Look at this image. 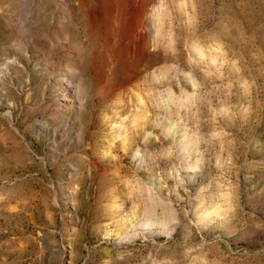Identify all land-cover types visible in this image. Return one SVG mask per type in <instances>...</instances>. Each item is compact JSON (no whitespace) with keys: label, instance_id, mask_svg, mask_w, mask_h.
<instances>
[{"label":"rangeland","instance_id":"rangeland-1","mask_svg":"<svg viewBox=\"0 0 264 264\" xmlns=\"http://www.w3.org/2000/svg\"><path fill=\"white\" fill-rule=\"evenodd\" d=\"M0 264H264V0H0Z\"/></svg>","mask_w":264,"mask_h":264},{"label":"bare ground","instance_id":"bare-ground-1","mask_svg":"<svg viewBox=\"0 0 264 264\" xmlns=\"http://www.w3.org/2000/svg\"><path fill=\"white\" fill-rule=\"evenodd\" d=\"M140 14L142 15V13H140ZM140 14H139V17L141 16ZM144 29H140V32H139V42H140L141 46H144V44H145V33L143 31Z\"/></svg>","mask_w":264,"mask_h":264}]
</instances>
